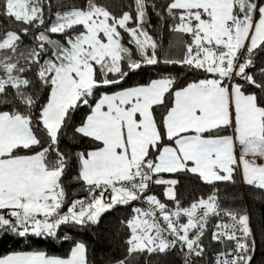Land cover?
Wrapping results in <instances>:
<instances>
[{
  "label": "snow or ice",
  "instance_id": "1",
  "mask_svg": "<svg viewBox=\"0 0 264 264\" xmlns=\"http://www.w3.org/2000/svg\"><path fill=\"white\" fill-rule=\"evenodd\" d=\"M135 3V17L127 12L113 16L93 0H88L85 9L58 12L26 54L17 51L21 36L16 32L8 31L0 38L4 53L0 56V94L11 87L28 109L0 111V232L21 238H56L62 225L94 224L117 204L143 200L148 207L134 208L127 221L129 253L179 246L187 249L186 256L201 257L208 217L223 212L231 223H218L213 239L234 241L235 247L219 253L216 264H251L254 241L249 243L252 234L246 214L221 210L214 196L181 207L174 193L177 181L164 180L160 174L187 171L212 184L231 180L242 167L245 182L264 189V164L256 162V158L264 159V100L233 83L239 76L264 91V85L246 72L253 50L264 46V0H171L167 12L177 21L173 30L188 34L191 40L180 61L163 62L202 70L213 78L176 90L173 105L159 122L154 106L162 105L172 90L171 78L102 95L94 106L89 103L97 88L119 84L129 72L161 62L155 41L143 27L147 0ZM0 5L17 22L34 28L45 23L42 0H0ZM77 27L82 30L73 31ZM121 30L128 33L138 59L122 42ZM28 31L25 27L24 35ZM49 32L64 35V42L51 39ZM242 51L246 52L243 62ZM32 65L40 85L50 88L38 113L32 111L34 96L26 91L32 81L23 75ZM81 105L92 110L76 131L97 143L95 150L79 154L80 178L89 186L91 199L76 200L62 211L60 178L66 161L53 146L70 110ZM227 128L232 135L221 134ZM41 129L49 146L39 138ZM34 148L40 150L31 154ZM53 151L56 156L49 159ZM151 184L168 185L165 195L176 201L174 209L155 195H146ZM85 253V245L77 243L68 258L44 251L13 252L0 257V264H86Z\"/></svg>",
  "mask_w": 264,
  "mask_h": 264
},
{
  "label": "trees",
  "instance_id": "2",
  "mask_svg": "<svg viewBox=\"0 0 264 264\" xmlns=\"http://www.w3.org/2000/svg\"><path fill=\"white\" fill-rule=\"evenodd\" d=\"M171 0H147V10L145 16L144 29L155 41L157 57L160 63L151 66H143L135 72H129L119 84L97 88L95 94L90 98L89 103H94L102 96L113 94L131 87L147 85L154 79L171 78L174 81L172 90L165 95L164 103L154 106V115L157 121L162 120L167 110L173 105L174 92L183 89L188 84L198 82L200 79L213 78L212 74L205 73L202 70H194L187 66L177 63L165 64L164 60L180 61L184 54L186 45L191 37L188 34L174 31L177 21L167 12V6ZM99 7L105 8L113 16L121 17L125 12L133 17L136 15L135 0H93ZM88 0H42L44 25L32 27L3 13L0 5V38H3L8 31L16 32L21 36L18 42V53H27L28 49L36 45L35 37L40 31L46 30L55 21L56 14L64 13L72 9H85ZM29 29L28 34L24 35L23 29ZM79 27L73 31H80ZM125 46L132 49L133 58L138 59L139 54L134 45L128 43L130 37L128 33L121 30ZM53 40L64 42L65 36L60 34L47 33ZM67 35V33L65 34ZM4 53L0 52V56ZM48 55H51L49 51ZM252 64L246 69V72L257 81L264 85V46L253 50ZM21 65L25 63L23 57L20 60ZM36 66L32 65V70L23 75L32 81L28 91L34 96L36 104L32 111L38 113L41 105L45 104L50 96V88L41 86L36 75ZM2 74V73H0ZM233 83L243 85V91L246 94L257 95L258 100H264V91L248 84L246 81L236 76ZM0 111H21L28 109L16 98L15 90L11 87L6 89V94H0ZM91 107L81 105L75 111L70 110V117L62 126L58 134V143L54 148L65 157V167L60 178V184L64 192V206L62 211H67L68 207L76 201L87 197L90 193L89 186L80 178L81 165L79 161L80 153L93 151L97 143L89 137L78 133L76 129L82 126L88 115L91 114ZM230 132V128L222 130L225 135ZM39 138L44 146H49L50 141L40 130ZM39 148L30 150L34 154ZM56 153L50 152L49 159H54ZM164 180L175 179L177 184L174 186L176 200L181 207H189L192 203L201 198L207 200L214 196L220 209H249L251 217V231L255 236V255L251 264H264V189L248 185L241 178L240 169L237 168L233 177L229 181H216L212 184L205 183L202 178L196 174L187 171L177 173L160 174ZM155 179V177H154ZM168 185L151 184L146 193L155 195L161 202L175 207L176 201L170 200L165 195ZM120 205V204H119ZM136 202H130L127 205H120L112 212L105 215L98 224L88 223L80 226L75 224L62 225L58 229L56 238L28 236L21 238L12 233L0 232V257L12 254L13 252L44 251L49 256L68 258L71 249L77 243H83L86 248V264H116L124 261V264H183L182 254L177 248H170L164 251H155L149 253L147 250L129 253L127 240L131 232L127 227V221L134 215L133 209L136 208ZM186 218L182 217L181 222ZM217 217H212L207 221L201 243L204 246V254L200 264H211L214 254L230 247V242L219 243L213 239L214 225ZM68 239L65 240L64 237Z\"/></svg>",
  "mask_w": 264,
  "mask_h": 264
},
{
  "label": "built area",
  "instance_id": "3",
  "mask_svg": "<svg viewBox=\"0 0 264 264\" xmlns=\"http://www.w3.org/2000/svg\"><path fill=\"white\" fill-rule=\"evenodd\" d=\"M245 55H246V52H244V51H242V52L240 53V56H241V62H243V59H244ZM105 196H106V198H107V197H108V193H106ZM90 199H91V197H90V193H89V195H88L87 197L85 196L84 198H82V199H80V200H84V201L87 202V201H89ZM133 202H136V203H137L136 207H141V208H147V207H148V205H147L146 203H144L143 200H141V201H133ZM166 205L168 206L169 209H174V208H175V207H172V206H170V205H168V204H166ZM221 210L232 211V212H236V213H239V214H246V215L249 217V227H250V230H251V225H250L251 217H250V214H249V209H248L247 207H246V209H244V210H239V209H221ZM212 217H217V219H218L217 222H216V224L214 225V232L216 231V225H217L218 223H220V222L231 223L230 219H229L227 216H224V215H223V212H222V214H221L220 216L210 215V216L208 217V220H207V221H209V219L212 218ZM185 218H186V217H185ZM186 222H187V218H186V220H185L184 223H186ZM182 223H183V222H182ZM192 234L194 235L195 233H192ZM251 234H252V235H251V238H250V240H249V243H251V241H254V248H253V251H252V253H251V255H252V260H253L254 255H255V252H256V249H255V236L253 235L252 231H251ZM234 247H235V242H234V241H231V242H230V247L227 248V249H225V250H222L221 252L229 251V250L233 249ZM176 248H177V250H178V251L182 254V256H183V258H182L183 264H186V260H190V264H200V263H201L200 260H201L202 256H201V257H195V256L188 257V256H186L187 249L181 250L179 246H177ZM221 252H217V253L214 254V257H213V259H212L211 264H216V257H217V255H218L219 253H221ZM116 264H120V262H118V263H116Z\"/></svg>",
  "mask_w": 264,
  "mask_h": 264
},
{
  "label": "crops",
  "instance_id": "4",
  "mask_svg": "<svg viewBox=\"0 0 264 264\" xmlns=\"http://www.w3.org/2000/svg\"><path fill=\"white\" fill-rule=\"evenodd\" d=\"M113 94H114V93H113ZM109 95H112V94H109ZM225 135H232V129L230 128V132H229L228 134H225ZM236 155H237V157H239V155H240V147H239V145H237V147H236ZM249 159H252V157H249ZM256 162H257L258 164H264V159L256 158ZM239 169H240V173H241V178H242L243 182L246 183V182H245V179H244V175H243V169H242V167H239ZM246 184H247V183H246Z\"/></svg>",
  "mask_w": 264,
  "mask_h": 264
},
{
  "label": "water",
  "instance_id": "5",
  "mask_svg": "<svg viewBox=\"0 0 264 264\" xmlns=\"http://www.w3.org/2000/svg\"><path fill=\"white\" fill-rule=\"evenodd\" d=\"M119 206H120V205L117 204V205H115L114 207H112L111 209H109V210H107L106 212L102 213V214L99 216L97 222L94 223V224H98V223L100 222V220H101L105 215H107L108 213L112 212L113 210H115V209H116L117 207H119Z\"/></svg>",
  "mask_w": 264,
  "mask_h": 264
},
{
  "label": "rangeland",
  "instance_id": "6",
  "mask_svg": "<svg viewBox=\"0 0 264 264\" xmlns=\"http://www.w3.org/2000/svg\"><path fill=\"white\" fill-rule=\"evenodd\" d=\"M117 93V92H116ZM115 94V93H114Z\"/></svg>",
  "mask_w": 264,
  "mask_h": 264
}]
</instances>
